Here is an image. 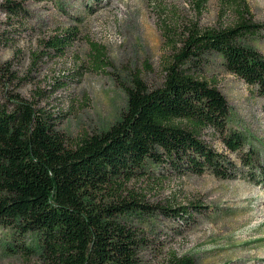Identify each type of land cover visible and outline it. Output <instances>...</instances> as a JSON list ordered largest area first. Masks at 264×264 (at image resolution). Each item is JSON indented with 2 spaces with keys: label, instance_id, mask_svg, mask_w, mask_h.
Masks as SVG:
<instances>
[{
  "label": "rangeland",
  "instance_id": "obj_1",
  "mask_svg": "<svg viewBox=\"0 0 264 264\" xmlns=\"http://www.w3.org/2000/svg\"><path fill=\"white\" fill-rule=\"evenodd\" d=\"M12 1L21 6L18 14L0 0V106L11 109L14 98L31 102L58 119L69 142L120 119L134 76L159 87L165 61L190 31L232 26L241 12L264 24V0L200 6L199 0ZM55 38H62V49L51 46ZM242 42L264 56L261 34ZM94 45L103 51L100 61ZM185 68L228 102L226 129L240 136L242 148L228 151L211 130L201 135L223 154L231 175L145 161L123 189L138 205L119 219L135 232L138 264H174L183 257L191 264H264V172L252 181L243 165L251 160L264 170V100L225 70L216 52L192 56ZM38 242L37 232L0 224V264H45Z\"/></svg>",
  "mask_w": 264,
  "mask_h": 264
},
{
  "label": "trees",
  "instance_id": "obj_2",
  "mask_svg": "<svg viewBox=\"0 0 264 264\" xmlns=\"http://www.w3.org/2000/svg\"><path fill=\"white\" fill-rule=\"evenodd\" d=\"M3 7L12 14L21 11L12 0ZM257 34L264 38V24L243 12L232 26L190 31L165 61L159 87L148 88L134 76L125 87L127 107L120 119L73 142L58 130L55 116L27 100L14 98L11 109L0 106V224L37 232L45 264H138L135 232L118 216L138 205L123 194L134 169L148 160L166 161L194 174L208 170L227 178L231 174L223 154L201 134L219 133L230 152L243 144L238 134L227 132L225 96L208 80L190 74L186 63L192 56L216 52L225 70L264 100V56L242 42ZM51 46L62 49V38ZM94 50V60L100 61L103 51L95 45ZM243 165L252 181V175L264 172L251 160ZM174 264L191 260L183 257Z\"/></svg>",
  "mask_w": 264,
  "mask_h": 264
},
{
  "label": "bare ground",
  "instance_id": "obj_3",
  "mask_svg": "<svg viewBox=\"0 0 264 264\" xmlns=\"http://www.w3.org/2000/svg\"><path fill=\"white\" fill-rule=\"evenodd\" d=\"M257 202H258V200H257ZM257 202H256V204H257Z\"/></svg>",
  "mask_w": 264,
  "mask_h": 264
}]
</instances>
